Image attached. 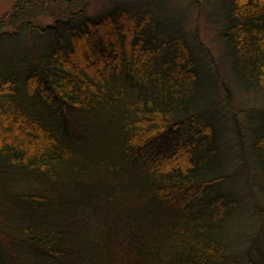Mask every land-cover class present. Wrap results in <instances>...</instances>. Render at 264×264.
<instances>
[{
    "label": "trees",
    "instance_id": "16d2710c",
    "mask_svg": "<svg viewBox=\"0 0 264 264\" xmlns=\"http://www.w3.org/2000/svg\"><path fill=\"white\" fill-rule=\"evenodd\" d=\"M106 3L0 16V264H264V0L212 4L227 80L176 6Z\"/></svg>",
    "mask_w": 264,
    "mask_h": 264
},
{
    "label": "rangeland",
    "instance_id": "374dc122",
    "mask_svg": "<svg viewBox=\"0 0 264 264\" xmlns=\"http://www.w3.org/2000/svg\"><path fill=\"white\" fill-rule=\"evenodd\" d=\"M86 1V14L91 16L102 10L104 6L107 5V0H85ZM122 3H133L141 4L143 0H118ZM14 0H0V16H3L13 5ZM169 3L175 13L176 10L183 15L182 23L187 25L189 28L196 30L198 32V42H200L199 51L201 53L202 59L211 65V69L216 72L217 77H221L225 80L230 78L223 77V73L226 71L223 68V55H225L223 50V42L220 39V23L215 22V20L210 16V11L214 0H153V4H150L154 9L157 7L162 10L164 13L169 9ZM157 6V7H156ZM178 14V13H177ZM37 20L41 23L51 22L52 18L46 14H38ZM219 74L221 76H219ZM235 91V92H234ZM234 107L239 110L234 109V116L232 119L231 111H228L229 117L231 116V124H236L238 127L242 128L243 131L249 129L248 118L250 115L248 113L252 107L258 105L251 98L247 97V93L243 90L236 91L234 89ZM223 103H226L223 100ZM255 103V104H254ZM229 122V121H228ZM229 137V136H226ZM249 198V197H248ZM262 198L258 196L257 201H260ZM252 201H256L252 198ZM237 218V219H236ZM252 218V217H251ZM250 218V219H251ZM248 220L244 218V215L237 216L233 221H231V227L234 230L235 234L239 235V241L243 233L248 234V232H253V235L244 240V245L254 246V239L260 232H264V211L256 214L255 217L251 219L252 226L247 227ZM235 239V238H233ZM263 237H261L262 241ZM260 241V243H261Z\"/></svg>",
    "mask_w": 264,
    "mask_h": 264
}]
</instances>
